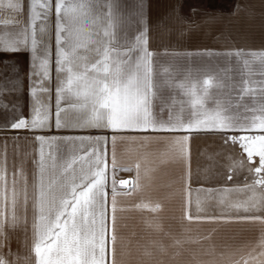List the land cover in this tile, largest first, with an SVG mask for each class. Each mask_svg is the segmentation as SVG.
I'll use <instances>...</instances> for the list:
<instances>
[{
    "label": "snow or ice",
    "instance_id": "snow-or-ice-1",
    "mask_svg": "<svg viewBox=\"0 0 264 264\" xmlns=\"http://www.w3.org/2000/svg\"><path fill=\"white\" fill-rule=\"evenodd\" d=\"M5 7L17 18L0 25L19 27L0 34V52L30 51L33 98L30 119L16 118L10 128L70 134L35 136L39 156L31 180L23 161L9 173L7 156L0 153V264H124L117 247V197L124 194L123 186L139 187L141 165H118V138L139 140L146 151L154 141L163 142L165 151L186 165L194 134L213 133L225 144L238 145L243 158L229 171L247 162L251 182L246 176L243 187L219 190L220 213L201 215L204 202L197 198L192 210L186 172L184 219L264 226V51L223 54L239 66L238 89L229 82V70L219 68L221 54L211 50L186 53L183 68L172 73L164 68V79H157V54L148 48L147 27L134 37L126 31L121 35L125 24H144L143 0L127 19L119 0H0V10ZM24 14L26 23L19 18ZM253 65L259 80L251 79ZM177 75L182 76L178 82ZM165 88L171 89L167 96ZM119 172H134V179L118 180ZM232 193L242 196L233 199ZM135 207L158 212L162 205ZM16 231L23 241L17 237L13 252L10 233ZM229 264H264V230L246 255Z\"/></svg>",
    "mask_w": 264,
    "mask_h": 264
},
{
    "label": "crops",
    "instance_id": "crops-1",
    "mask_svg": "<svg viewBox=\"0 0 264 264\" xmlns=\"http://www.w3.org/2000/svg\"><path fill=\"white\" fill-rule=\"evenodd\" d=\"M119 2L122 6L121 15L125 19L129 15L135 16V9L140 0H119ZM143 4L144 24H125L122 26L121 35L126 31L129 37H134L138 29L147 27L148 48L157 54L154 57V70L160 74L157 79H164L166 75L164 68H168L169 73L183 68L187 63L184 59L186 53L211 50L221 54L219 68L229 70V82L235 84L238 89L242 86L240 84L241 75L236 71L239 66L234 59L229 63L223 58V54L237 50L245 53L264 51V0H143ZM16 18V14L10 13L6 7L0 10V20H15ZM19 18L22 22H27L26 14ZM18 27L16 24L0 25V34L13 33L18 30ZM51 43L54 52V39ZM30 55L29 50H21L16 53L0 52V153L7 156L9 173L14 163L19 166L23 161L29 180H31V173L35 168L33 160L38 159L39 156V142L35 140V136L70 134L54 129L34 132L27 129L10 128L14 119H30L31 117L33 98L30 94L29 80ZM52 59L54 61V55ZM252 71L254 74L251 79L259 80L261 77L258 65H253ZM52 77L54 83V63ZM180 79H182L180 75L175 77L176 82ZM9 80L12 83H9ZM175 91L179 93L178 89ZM170 92L171 89L165 88L163 95L167 96ZM231 96L235 100L237 92H232ZM177 98L183 97L177 95ZM242 111L243 109H241ZM121 141L122 165L128 166L133 160L130 154L133 141L128 139ZM137 141L140 171H144L145 174H154L153 181L150 180L151 175L147 182L144 180V184L141 180L139 181L138 191L139 194L143 191V196H141L144 199L139 200L137 204H161V210L154 212L158 215L155 219L188 222L184 219L186 172H190L187 184L191 189L192 210L194 211V202L197 198L204 202L205 211L201 215H218L220 213L222 206L217 205L219 190L243 187L246 176L249 183L252 180L247 172V162H245L244 168L237 167L233 171H229L231 163L241 160L243 157L238 145L225 144L221 136L217 134L200 133L192 136L190 159L187 165L173 152L165 151L163 142L154 141L151 145L152 152L151 149L146 151L141 148L139 140ZM108 159L110 166L111 146H109ZM229 175L232 176L231 180L227 179ZM208 190L217 191L210 193ZM141 196L139 197L142 198ZM230 196L234 199L242 194L232 193ZM30 219L31 213H29ZM20 235V231L10 233L13 252L18 249L17 237ZM250 235L252 237L259 236L254 232ZM170 247L173 261L181 259L180 264H193L192 230L187 227L172 230ZM248 250H244L243 255H246Z\"/></svg>",
    "mask_w": 264,
    "mask_h": 264
},
{
    "label": "rangeland",
    "instance_id": "rangeland-1",
    "mask_svg": "<svg viewBox=\"0 0 264 264\" xmlns=\"http://www.w3.org/2000/svg\"><path fill=\"white\" fill-rule=\"evenodd\" d=\"M150 149L153 152V148ZM122 153V141L117 140L115 154L117 163L121 166H123ZM130 154L133 158L130 165H135L139 155L138 141L131 142ZM150 175V180L153 181V173L145 174L144 171H140L142 184L149 180ZM134 176V172H119L117 179L130 177L133 180ZM130 188L127 190L119 188L124 194L117 197V247L118 251L123 253L120 258L123 259L124 264H180L181 259L173 261V254L170 251L171 232L186 227L193 231V264H229L230 260H239L241 256H244L243 251L253 247L258 242L260 232L264 230V226L258 222H176L155 219L158 215L154 212L143 211L135 207L139 200L144 199L143 191L139 194L138 188L134 191H130ZM129 191L130 194H128ZM147 217L149 219H146ZM253 232L259 236L252 237L250 234ZM28 235L30 238V231ZM19 238L23 241V233ZM4 251L7 253V248ZM23 251L21 247V252ZM146 253H151V255H146Z\"/></svg>",
    "mask_w": 264,
    "mask_h": 264
},
{
    "label": "built area",
    "instance_id": "built-area-1",
    "mask_svg": "<svg viewBox=\"0 0 264 264\" xmlns=\"http://www.w3.org/2000/svg\"><path fill=\"white\" fill-rule=\"evenodd\" d=\"M130 178H126V179H121V180H129ZM131 186L130 185H126V186H123L121 189H124V190H127L128 188H130Z\"/></svg>",
    "mask_w": 264,
    "mask_h": 264
},
{
    "label": "bare ground",
    "instance_id": "bare-ground-1",
    "mask_svg": "<svg viewBox=\"0 0 264 264\" xmlns=\"http://www.w3.org/2000/svg\"><path fill=\"white\" fill-rule=\"evenodd\" d=\"M128 178H130V177H128ZM129 180L131 181L132 179L130 178Z\"/></svg>",
    "mask_w": 264,
    "mask_h": 264
}]
</instances>
